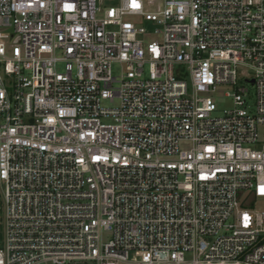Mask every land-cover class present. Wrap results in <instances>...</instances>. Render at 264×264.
<instances>
[{"label":"built area","instance_id":"2783aa9c","mask_svg":"<svg viewBox=\"0 0 264 264\" xmlns=\"http://www.w3.org/2000/svg\"><path fill=\"white\" fill-rule=\"evenodd\" d=\"M262 188L264 0H0V264H264Z\"/></svg>","mask_w":264,"mask_h":264},{"label":"rangeland","instance_id":"374dc122","mask_svg":"<svg viewBox=\"0 0 264 264\" xmlns=\"http://www.w3.org/2000/svg\"><path fill=\"white\" fill-rule=\"evenodd\" d=\"M144 25L148 28V31L151 32L153 30V23L152 22H144ZM153 36L151 35H148L146 36V40H151ZM121 65L119 63H114L113 64V72L115 75H119L121 73ZM59 70H63V65H60L59 66ZM250 88H252V86L249 85ZM220 90L221 91H225L226 90V87H220ZM216 97V100H217V103H218V106H219V110L216 112V114H222L223 113V110L226 109V108H230L232 106V100L226 96H220V95H215ZM118 103V101H116L115 103L111 104L109 102H104V104H107L108 106H116ZM189 144L186 143V142H182L181 143V148H188ZM263 209L264 205L261 206ZM88 264H95L93 261H88ZM121 264H133V263H130V262H123Z\"/></svg>","mask_w":264,"mask_h":264},{"label":"water","instance_id":"95a60500","mask_svg":"<svg viewBox=\"0 0 264 264\" xmlns=\"http://www.w3.org/2000/svg\"><path fill=\"white\" fill-rule=\"evenodd\" d=\"M78 264H85V263H78Z\"/></svg>","mask_w":264,"mask_h":264},{"label":"snow or ice","instance_id":"6c2138e0","mask_svg":"<svg viewBox=\"0 0 264 264\" xmlns=\"http://www.w3.org/2000/svg\"><path fill=\"white\" fill-rule=\"evenodd\" d=\"M262 191H264V188H262Z\"/></svg>","mask_w":264,"mask_h":264}]
</instances>
